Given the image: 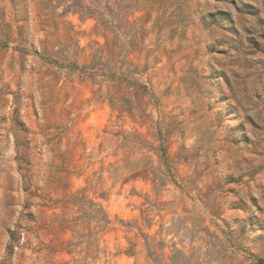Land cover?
Masks as SVG:
<instances>
[{
  "label": "rangeland",
  "instance_id": "obj_1",
  "mask_svg": "<svg viewBox=\"0 0 264 264\" xmlns=\"http://www.w3.org/2000/svg\"><path fill=\"white\" fill-rule=\"evenodd\" d=\"M55 1L0 0V264L264 257V0L130 9L129 24L142 33L130 57L157 99H144V126L118 118L94 93L100 85L43 57L45 47L83 65L94 41L104 43L93 18L54 17ZM221 11L230 21L200 18ZM114 124L149 141L164 130L172 180L114 183L106 167L122 164L123 151L103 138ZM83 187L86 200L72 204Z\"/></svg>",
  "mask_w": 264,
  "mask_h": 264
},
{
  "label": "trees",
  "instance_id": "obj_2",
  "mask_svg": "<svg viewBox=\"0 0 264 264\" xmlns=\"http://www.w3.org/2000/svg\"><path fill=\"white\" fill-rule=\"evenodd\" d=\"M186 2V0H171L170 3H161L159 0H56L55 11L51 13L54 17L63 18L68 14H78L83 19L93 18L95 20L93 33L102 37L104 43L94 41L96 47L93 49L91 59L83 65H79L66 55L61 57L60 62L54 55L60 53L59 50L52 49L50 53L42 47L41 53L49 63L58 64L60 68L70 73H78L93 84L100 85L94 93H98L97 98L101 101L107 100L110 107L118 112V118L127 116L132 120L138 119L140 125L144 126L151 121V114L147 109L148 102L152 100L151 102L156 105L157 99L146 85L140 83L139 75L142 70L130 57L134 50L132 43L138 42L141 33L137 29L133 30L129 24L130 9L154 7L182 9ZM59 7H62L61 11H57ZM200 18L206 25L230 21L229 14L224 11L208 12L202 14ZM64 22L72 26L70 21ZM103 85L107 86L105 93H101ZM146 96H149L150 101L144 100ZM114 126L117 128L112 131L104 130L103 136L104 142L108 143L115 138L117 149L123 151V156L119 158L122 164L109 163L106 167L110 170L109 177L114 183L119 179L127 182L134 178H142L150 179L156 187H160L172 180L175 167L167 151L168 139L164 130L159 129L157 134H150L153 141H149L137 129L130 131L123 129L120 124ZM102 146L103 143L100 144L101 148ZM87 157H91V152ZM155 161L158 163L155 164ZM101 169H104L103 166ZM69 198L72 204H79L81 200L87 198L86 189L84 187L77 189ZM251 264H264V257H253Z\"/></svg>",
  "mask_w": 264,
  "mask_h": 264
}]
</instances>
